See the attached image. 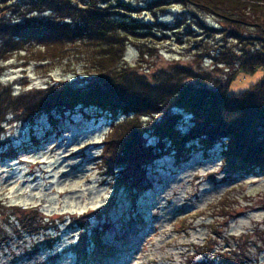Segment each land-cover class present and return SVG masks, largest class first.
I'll return each mask as SVG.
<instances>
[{"label": "rangeland", "instance_id": "obj_1", "mask_svg": "<svg viewBox=\"0 0 264 264\" xmlns=\"http://www.w3.org/2000/svg\"><path fill=\"white\" fill-rule=\"evenodd\" d=\"M18 1L0 0L2 20L10 25L51 20L48 10L30 11V4ZM74 1L79 6L83 0ZM98 1L111 16L119 10L140 22L168 24L127 43L124 62L148 75L182 65L228 79L231 69H237L231 90L245 89L264 76L263 67L247 72L237 63L214 66V56L231 58L225 54L229 47L264 45V11L253 14L246 7L251 16L238 24L232 20L236 4L228 8L223 0ZM221 10L234 17L224 18ZM234 33L243 42H235ZM35 42L25 40L26 50L12 48L0 58V86L22 92L62 80L82 83L97 74L88 56L92 45L74 41L50 52L40 51ZM140 49L147 54L137 62ZM84 110L78 107L72 116L54 121L37 113L5 122L0 152L12 153L0 157V264H198L188 249L205 243L204 250L224 247L223 252L231 241L241 242L242 249L248 245L241 252L249 257L245 264H262L264 248L252 241L264 237V174L226 172L220 143L205 150L197 145L185 159L165 150L148 166L144 188L130 192L99 163L109 119ZM185 120L188 125L190 118ZM218 214L225 217L215 223Z\"/></svg>", "mask_w": 264, "mask_h": 264}, {"label": "trees", "instance_id": "obj_2", "mask_svg": "<svg viewBox=\"0 0 264 264\" xmlns=\"http://www.w3.org/2000/svg\"><path fill=\"white\" fill-rule=\"evenodd\" d=\"M192 1L206 4L203 0ZM206 1L208 4L216 2ZM223 1L226 7L233 5L238 8L235 17L232 12L221 10L227 15L224 18L234 17L236 19L232 20L238 24L251 16L244 11L246 7L253 14L264 11V0ZM80 2L79 6L74 0L17 2L20 6L30 4V11L51 12V20L46 21L47 24L40 21L34 23V18L10 25L9 21L0 18V58L12 48L26 50L25 40H35L43 48L40 51L50 52L78 41L74 43L93 46L88 56L95 63L97 73L82 83L62 80L22 92L1 85L0 135L9 117L15 120L23 117L21 120H25L37 113H46L54 121L59 116H72L81 107L95 114L100 112L109 119V127L100 142L99 163L117 185L130 192L144 188L148 182V166L165 150L172 152L177 159H185L197 145L205 150L220 143L224 159L222 165L226 172L264 174V76L242 90L230 88V80L238 72L237 69H231L228 79L214 78L211 71L193 70L182 65H176L175 70L169 72L160 69L149 76L136 65L124 62L127 43L136 39L134 36L153 33L154 26L167 28L168 24L163 21L140 22L119 10L111 16L98 0ZM239 3L242 5L239 6ZM123 5L121 3L120 7L125 8ZM55 17L56 20H53ZM261 22L264 24L263 19ZM234 37L239 39L235 42H243L240 33H234ZM252 44L240 49L229 47L225 54L230 53L231 58L214 56V66L224 64L226 68H232L237 63L240 70L247 72L256 67L264 68V45L260 41ZM146 54L140 49L137 62ZM91 108L96 110L90 111ZM184 115H190L187 129H183ZM148 137L152 138L148 140ZM11 153L10 149H4L0 157L10 156ZM216 217L225 215H213L214 221ZM38 219L41 224L42 218ZM217 234L219 238L223 236ZM261 241L253 239L252 242L256 248L261 245L264 248V237ZM240 244L227 242L228 248L223 252L224 247H216V251L212 252L209 248L204 250L206 244L203 243L188 249V252L197 255L194 263L198 264L211 261L217 264H245L249 257L241 252L245 253L248 245L242 249Z\"/></svg>", "mask_w": 264, "mask_h": 264}, {"label": "bare ground", "instance_id": "obj_3", "mask_svg": "<svg viewBox=\"0 0 264 264\" xmlns=\"http://www.w3.org/2000/svg\"><path fill=\"white\" fill-rule=\"evenodd\" d=\"M218 215H220V214H218ZM220 216H221V215H220ZM215 221L219 222V218L216 217V218H215ZM260 247H262V245H261Z\"/></svg>", "mask_w": 264, "mask_h": 264}]
</instances>
